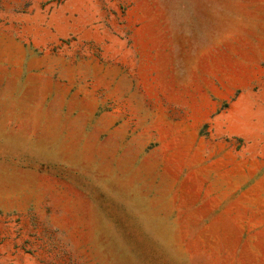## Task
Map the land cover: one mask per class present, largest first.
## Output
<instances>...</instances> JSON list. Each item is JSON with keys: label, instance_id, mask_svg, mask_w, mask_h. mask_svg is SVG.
Here are the masks:
<instances>
[{"label": "rangeland", "instance_id": "rangeland-1", "mask_svg": "<svg viewBox=\"0 0 264 264\" xmlns=\"http://www.w3.org/2000/svg\"><path fill=\"white\" fill-rule=\"evenodd\" d=\"M0 264H264V0H0Z\"/></svg>", "mask_w": 264, "mask_h": 264}]
</instances>
